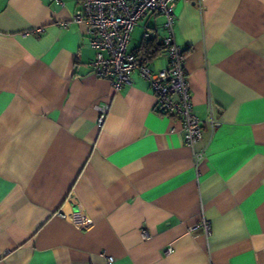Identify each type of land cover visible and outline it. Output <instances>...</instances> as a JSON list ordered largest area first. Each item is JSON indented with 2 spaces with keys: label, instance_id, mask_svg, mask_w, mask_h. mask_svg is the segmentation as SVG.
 I'll use <instances>...</instances> for the list:
<instances>
[{
  "label": "crops",
  "instance_id": "1",
  "mask_svg": "<svg viewBox=\"0 0 264 264\" xmlns=\"http://www.w3.org/2000/svg\"><path fill=\"white\" fill-rule=\"evenodd\" d=\"M171 4L192 147L137 72L93 73L80 0H0V264H264V0ZM163 22L127 47L154 69Z\"/></svg>",
  "mask_w": 264,
  "mask_h": 264
},
{
  "label": "built area",
  "instance_id": "2",
  "mask_svg": "<svg viewBox=\"0 0 264 264\" xmlns=\"http://www.w3.org/2000/svg\"><path fill=\"white\" fill-rule=\"evenodd\" d=\"M172 1L80 0L72 20L84 26V33L94 50L90 62L93 73L109 79L113 88L119 90L123 84H131L132 73L137 72L149 83L157 112L180 121L184 141L192 147L201 137V120L192 108L189 79L184 70L186 52L175 40ZM150 12L164 16L161 45L166 51L167 63L159 69L151 67L145 54L127 48L133 28ZM145 38H151V33L145 32ZM107 109V106L98 107L99 122L104 119ZM208 119L214 123L212 118ZM200 157V154L195 155L196 160ZM200 226L209 234L207 222L202 221ZM112 261L113 257H106L107 264Z\"/></svg>",
  "mask_w": 264,
  "mask_h": 264
},
{
  "label": "trees",
  "instance_id": "3",
  "mask_svg": "<svg viewBox=\"0 0 264 264\" xmlns=\"http://www.w3.org/2000/svg\"><path fill=\"white\" fill-rule=\"evenodd\" d=\"M151 42H152V39L145 40L143 43V49L139 50V52H141L147 56V59H150L149 54L153 53L152 49H150V48H152V46H154V48H156V46H157Z\"/></svg>",
  "mask_w": 264,
  "mask_h": 264
}]
</instances>
